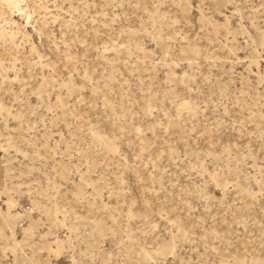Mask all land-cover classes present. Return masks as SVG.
Wrapping results in <instances>:
<instances>
[{
  "label": "rangeland",
  "instance_id": "rangeland-1",
  "mask_svg": "<svg viewBox=\"0 0 264 264\" xmlns=\"http://www.w3.org/2000/svg\"><path fill=\"white\" fill-rule=\"evenodd\" d=\"M262 135L264 0H0V264H261Z\"/></svg>",
  "mask_w": 264,
  "mask_h": 264
},
{
  "label": "snow or ice",
  "instance_id": "snow-or-ice-1",
  "mask_svg": "<svg viewBox=\"0 0 264 264\" xmlns=\"http://www.w3.org/2000/svg\"><path fill=\"white\" fill-rule=\"evenodd\" d=\"M15 7H19V5H15ZM93 22L95 23V21ZM176 23H179V21H176ZM169 55H170V51H165L163 53L165 60L168 59ZM180 55L181 56L184 55L183 51H181ZM180 62L181 61H175L174 67L179 68ZM185 77H187V73H185ZM33 94L35 95V93ZM218 127H222V126H218ZM139 131L140 129H137V132ZM261 141H262L261 152L262 154H264V135L261 136ZM227 151H230V148L227 149ZM217 187H220V184L218 182H217ZM225 188H227V185H225ZM261 194H264V187H262ZM202 198L210 199V197H202ZM221 200H223V197H221ZM188 208L191 210V204H188ZM206 211L210 212L211 209L206 208ZM128 216H129V220L135 219L133 215V208L131 207L129 208ZM161 218L163 219L164 217L162 216ZM143 219L148 224V229L150 231L155 232L157 230V225L151 223L148 217H143ZM213 219H215V217H213ZM168 223L173 226L169 230L168 235L164 236L162 240L158 239L157 244L149 247V252L151 253V255H149L147 261L142 262V264H210V262H206L200 258L191 259L181 256L180 252L182 249H184L186 245H188L189 243H193V244L196 243V241L193 239V233L190 232L185 227H183V223H184L183 220L176 221L169 219ZM205 223L207 222L205 221ZM194 227H198V225H194ZM201 240L206 241L207 235L201 236ZM206 247L207 245H205V248ZM193 251H198V249H193ZM55 254L57 256L60 255L58 249ZM81 255L83 256V253H81ZM9 264H11V262H9ZM17 264H21V262L17 261ZM24 264H28V262L25 261ZM31 264H53V262L51 260H41L39 262L33 260ZM55 264H60V262L56 261ZM71 264H88V261L86 259L77 261L75 258H73ZM92 264H98V262L93 260ZM117 264H119V262H117ZM211 264H214V262H211ZM261 264H264V261H261Z\"/></svg>",
  "mask_w": 264,
  "mask_h": 264
},
{
  "label": "bare ground",
  "instance_id": "bare-ground-1",
  "mask_svg": "<svg viewBox=\"0 0 264 264\" xmlns=\"http://www.w3.org/2000/svg\"><path fill=\"white\" fill-rule=\"evenodd\" d=\"M4 223L7 225V226H9V224L11 223V219L9 220V219H5L4 220Z\"/></svg>",
  "mask_w": 264,
  "mask_h": 264
}]
</instances>
